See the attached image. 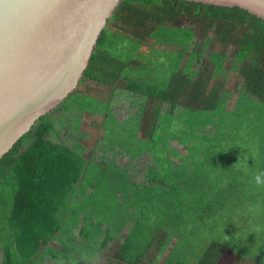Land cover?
Listing matches in <instances>:
<instances>
[{"label":"trees","instance_id":"obj_1","mask_svg":"<svg viewBox=\"0 0 264 264\" xmlns=\"http://www.w3.org/2000/svg\"><path fill=\"white\" fill-rule=\"evenodd\" d=\"M178 17L203 22L204 36L213 33L221 47L236 49L233 64L238 67L243 83L232 110L226 108L228 91L223 90L220 84L209 89L206 75L197 78L202 53L190 54L184 72L180 70V61L195 32L170 27L169 24ZM111 21L123 25L125 29L130 27V39L114 33L108 28V23L79 85L87 80L107 85L123 81V88L144 102L151 98L167 103L163 111L160 106L157 107L150 122L145 123L147 131L143 138L138 135L144 107L138 121L130 126V162L143 159L146 165L143 171L136 170L144 172L142 181H130V244L146 239L150 234V238L171 239L178 236L188 242L191 239L188 234L190 227L194 225L193 215L206 213L203 210L206 205L216 203L215 197L217 204L224 203L226 195H231L232 184L237 178V173L231 170L235 162L229 161L234 155L225 158L228 152L223 157L222 152L219 153L220 158L210 159L213 150L205 146L209 139L220 135L226 139L232 132L244 136L247 132L246 144L252 143L250 140L254 143L243 150L250 155V159L256 153L261 172H264V20L237 7H217L182 0H122ZM118 40L129 45L125 50V46H121L124 60L114 53ZM150 40L155 45L181 48L179 53L173 52L178 62L165 87L140 82L125 73L129 67L140 68L142 59H145L141 42L151 43ZM208 42L206 40V44ZM224 56V51L213 54V73L224 72L221 68ZM85 99L88 98L74 91L59 107L40 118L0 160V186L15 188L12 199L4 198L12 209L9 226L16 234L23 264L33 263L40 246L53 240L63 226L78 227L81 224L76 222L80 219L82 229L88 233L89 230L103 228L108 222L106 218L110 213L100 215L96 210L97 194H93L95 198L92 201L78 200V186L85 180L88 161L66 141L58 139L56 124L60 119L56 121L53 117L56 113H80L83 109L79 106ZM68 105H74L72 111L65 109ZM234 138L236 136L230 140ZM252 150L255 151L253 154L250 153ZM194 163L200 165L198 173L202 177L199 181L191 177L195 174L189 168ZM206 164H209L212 173L217 166L224 168L225 165L228 169L225 173L230 174V178L208 181L205 176L210 172L203 170ZM93 166L99 173L106 170L105 166ZM95 171L92 178L97 175ZM108 171L111 177L112 172ZM119 173H113L111 178L114 182L122 181L121 190H126L129 174L122 171L119 176ZM132 179L134 176L130 174ZM95 182H88L86 188L102 189L97 182L99 186L95 187ZM225 189L228 191L226 194ZM193 204L203 206L198 209ZM111 208L116 212L123 211L113 204L104 205L103 211ZM69 212L70 217L66 218ZM177 228H183V232L177 234ZM88 234L94 242L95 234ZM179 248L182 249L180 258L188 261L190 252L187 254L180 246L173 251ZM205 249L219 252L218 244L214 242ZM210 257L211 253L205 252L202 264H206V259Z\"/></svg>","mask_w":264,"mask_h":264},{"label":"rangeland","instance_id":"obj_2","mask_svg":"<svg viewBox=\"0 0 264 264\" xmlns=\"http://www.w3.org/2000/svg\"><path fill=\"white\" fill-rule=\"evenodd\" d=\"M202 25L203 22L195 19L189 20L186 17H178L174 22L169 24V26L173 28H182L195 32L188 50L180 61V70L185 69L190 54L202 53V64L198 68L199 75L197 78L201 75H206L209 89L220 84L223 90L228 91L229 96H227L226 108L232 110L243 83V78L239 75L238 67L233 64L235 62L234 57L236 49L230 47L226 50L221 47L213 33H207L204 36ZM108 28L112 29L114 33L130 39V27L125 29L123 25L111 21L109 22ZM206 40H209L208 44H206ZM150 42L151 43L141 42V51L145 59L141 58L142 62L140 68L139 66H136L137 68L135 69H130L129 67L126 69L125 73L128 74L129 77L131 74L132 78L140 82L165 87L172 77L175 65H177L178 62L177 56L173 52L179 53L181 48L176 46L165 47L155 45L152 43V40H150ZM117 45L118 46L114 49V53L117 58L124 60L125 55L121 46H125V50L129 45L128 43L124 45L122 40H118ZM222 51L225 52L223 62L221 63V68L224 72L215 71L213 73V54ZM123 87V81H116L111 85H107L87 80L77 88V92H79L81 96L88 98L81 101L82 106L81 104L80 106L77 104V106L81 107L83 110L80 111V113L74 112L72 115L56 113L53 117H55L54 119L56 121L60 119L56 124L57 130L59 131L58 139H60V141H66L72 149L82 153L81 156L83 155L86 161H88L85 183L87 184L93 180L102 187V189H99L100 194L98 195H102L100 196L101 201H103L104 196L112 200V196H116V193H118L117 197L120 199V202L128 204L130 199L127 195L122 197V181L114 182L111 178L113 177V173H118V171L114 169L119 167L111 166L112 164L106 161V170L104 172L101 171L103 173H99L94 170L93 164L98 165L104 158L111 159L114 163L117 161L118 164L121 165L130 164L123 163L129 162L130 157L127 155L114 154L120 152L122 149L130 151V132H132L130 126L138 121V116H140L141 109L144 107L142 116L143 122L140 124L142 127L138 135L143 138L145 136V131H147L145 123L150 122L157 107L160 106L161 111H163L167 103L151 98L147 102H144L142 98L127 92ZM72 107H74V105H68L65 109L67 111H72ZM243 128L244 126H242V129ZM243 132H245L244 129ZM246 134L247 132H245L243 136L239 132H232L230 133V137L226 139L221 135L216 137L217 140L209 139V142L205 143V146H210L213 150V156H211L210 159H215L217 156L220 158L219 153L222 152L224 153L221 154L223 157L225 153L228 152L225 158H228L230 154L234 155L233 157L231 156L230 162L236 161V163H241L242 161L240 158L246 159V161L249 160L250 155H248L243 148L251 146L254 140H250L252 143L246 144L245 140H248ZM235 136L236 138L230 140V138ZM253 152L255 151H250L252 154ZM253 155V159L250 160V162H253L252 170H248L249 172H240V174L243 172L252 174L251 181L246 182L244 185L242 181L236 178L232 184L233 191L230 190L231 195H226L224 203L221 202L217 204L218 199L215 197L214 201L216 203L213 205H206L205 210H203L206 211V213L193 215L194 225H191L190 229L193 228L195 237H199L200 239L208 238L210 242L207 243V245L196 246L200 250L197 257V264L203 261L201 258L203 253L202 247L205 249L208 246L209 248L213 242L218 244L219 252H217L218 250L211 251L210 249H205V252H210L212 255V257L206 259L207 264H230L232 259H234V262L240 259L244 262L250 261L251 264H264V184L257 185L254 181L255 175L260 173L261 170L259 172L255 170V163L259 158L256 153ZM143 162L145 163L142 159L136 162L138 167L132 166V168H130V174L134 176L137 182L143 178L144 172L140 173L134 170L140 168L139 170L143 171L145 168ZM108 169L112 172L110 174L111 177L108 175L110 173ZM93 170L97 173L94 178H92L94 173ZM120 173L119 176H121ZM114 176L118 175L115 174ZM0 191L3 196L12 199L15 188L11 187L9 189L0 186ZM227 192V189H225V194ZM108 194H110V196ZM223 199L224 198H222V200ZM193 206L197 207L196 204H193ZM201 207L197 208L200 209ZM245 207L249 209L246 210ZM110 214L112 215L114 213L111 212ZM7 223L8 220L4 219L2 227H7ZM2 241L3 244L6 243L8 247L12 245L10 242V232H2ZM197 248H195V250ZM184 251L187 254L190 252L186 248H184ZM180 252V248L174 251V257L179 256ZM99 258L100 257H97V259ZM234 264H237V261ZM240 264H242V262Z\"/></svg>","mask_w":264,"mask_h":264},{"label":"water","instance_id":"obj_3","mask_svg":"<svg viewBox=\"0 0 264 264\" xmlns=\"http://www.w3.org/2000/svg\"><path fill=\"white\" fill-rule=\"evenodd\" d=\"M122 0H0V160L77 90ZM240 8L264 0H182Z\"/></svg>","mask_w":264,"mask_h":264},{"label":"crops","instance_id":"obj_4","mask_svg":"<svg viewBox=\"0 0 264 264\" xmlns=\"http://www.w3.org/2000/svg\"><path fill=\"white\" fill-rule=\"evenodd\" d=\"M78 154L81 155L82 153L78 152ZM114 154L127 155L128 157H130V151H126L125 149H122L120 152H116ZM240 159L242 162L236 163L235 161V164H233L234 167L231 170L236 173L238 172L237 178L240 181H242V183L245 185L246 182L251 181L252 174L246 173V172H249L248 170H252L253 162H250L251 159L247 161L246 159H243V158H240ZM106 161L110 162V164H112L111 166L119 167L114 170L118 172L119 170L120 172L122 171L128 172L127 174H129V176L127 180L128 181L127 189L126 190L123 189L122 190L123 195L122 194L121 195L122 197L124 195H127V197L130 199V181L131 182L136 181L135 179L130 180V168H132V166L138 167V164L132 163L129 160V162H123V163L124 164L130 163V164L121 165V164H118L117 161H115L114 163V161H112L111 159L109 160V159L104 158L102 161L99 162L98 166H106L105 165ZM204 166L205 168L203 170H208L207 172H210L209 164H206ZM219 166H217L218 168L214 169V173L210 172L206 174L205 178L208 181H215V180L225 181L230 178L231 175L230 174L228 175L225 173L226 170L228 171L226 166L223 165L224 168H221ZM198 167H200V165H197L196 163H194L191 166V168H189L190 171L195 174V175H192L191 177L193 179H196L197 181L201 180L200 177H202L201 175L199 177ZM254 168L258 172L260 170L262 171L261 167L259 166L258 161L255 163ZM241 171H246V172H243L242 174H240ZM85 180H86V177H85ZM85 180L80 182L78 186V192H77L78 200L87 199V201L88 200L92 201L95 198L93 194L99 195L100 192L99 191L95 192V190L87 189L86 187L88 186V184L85 183ZM141 181H142V178L138 182H141ZM94 185L95 187L99 186L96 184V182ZM15 187H16V184H15ZM0 194H2L1 191H0ZM108 195L110 196V194ZM117 195L118 193L116 194V196L115 195L112 196V200L104 196L103 201H101L100 199V196L102 195L97 197L95 207L98 213L101 215L103 213L108 214V213L113 212L114 214L107 215L108 218H106V220L108 222L104 224L103 228L88 231V233L95 234L94 242H93V239L90 237V234L86 233L85 230L82 229V221L80 223V219H79V222H76V223H79L81 225H79L78 227H75V226L64 227L63 226L61 231L55 235L53 240L45 244H42L39 248L38 255L36 256V258L33 260V263L31 264H197L198 262L197 257L199 255L200 250L196 246L207 245V243H210V242L208 238L200 239L199 237H195V232L193 228H191L192 229L191 232L188 233L191 235V239L190 241L188 240V242H186V240L183 239L182 237H178V236H174L171 239L167 237H156V236H153V238H150L152 235L150 234L147 236L146 239L141 238L139 239L140 241L130 244V231H131L130 202H128V204L124 202H120V199L117 197ZM4 197H7V196H0V223H1L0 225V264H23L20 258V246H19L18 240L16 239V234L14 230L11 229L9 226V223H10L9 220L11 217L12 209L9 206H7L6 204L7 198H4ZM99 203L101 204L100 209H99ZM112 204L116 207V209L120 208V209H123V211L116 212L112 208L110 210H107V212L103 211L104 205L112 206ZM247 209L249 208H246V210ZM67 216L70 217V212L65 215L66 218ZM4 219L8 220V223L6 225L7 227L5 228L2 227ZM5 231H7L8 233L10 232V235H11L10 242L12 243V245L10 247L6 246V243L3 244V241H2V232H5ZM182 232H183V228L176 229L177 234H181ZM140 234H149V233L140 232ZM183 245L186 247H184ZM178 246H180L181 248L184 247L187 250H190L191 255H190L189 261H184L182 258H180V255L174 257L173 250L174 248H177ZM195 248L197 249L195 250ZM202 250H203V253H202V257H203L205 253L204 251L205 249L202 247ZM11 257L13 258L11 259V261H9ZM15 257L17 259L16 261H13ZM97 257H100V258L97 259ZM236 261H237V264H240L241 262L242 264H251L250 261L244 262L240 259H237ZM235 262H234V259H232L230 264H234ZM198 264H202V263L200 262Z\"/></svg>","mask_w":264,"mask_h":264},{"label":"clouds","instance_id":"obj_5","mask_svg":"<svg viewBox=\"0 0 264 264\" xmlns=\"http://www.w3.org/2000/svg\"><path fill=\"white\" fill-rule=\"evenodd\" d=\"M264 172L257 173L254 177V181L257 185L264 184Z\"/></svg>","mask_w":264,"mask_h":264}]
</instances>
